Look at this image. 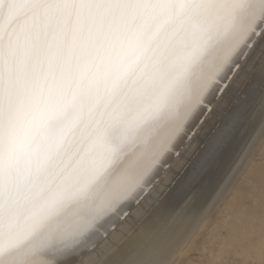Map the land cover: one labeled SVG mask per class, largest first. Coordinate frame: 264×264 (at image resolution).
Masks as SVG:
<instances>
[{"label":"bare ground","instance_id":"1","mask_svg":"<svg viewBox=\"0 0 264 264\" xmlns=\"http://www.w3.org/2000/svg\"><path fill=\"white\" fill-rule=\"evenodd\" d=\"M263 49L264 0H0V264L181 255L218 194L191 222L175 214L148 236L131 227L234 101L216 155L235 133L264 60L243 101L237 88ZM112 188L120 195L96 212Z\"/></svg>","mask_w":264,"mask_h":264},{"label":"rangeland","instance_id":"2","mask_svg":"<svg viewBox=\"0 0 264 264\" xmlns=\"http://www.w3.org/2000/svg\"><path fill=\"white\" fill-rule=\"evenodd\" d=\"M263 56L264 49L252 63V68L248 71L249 73L244 79L245 81H243L240 88H237L238 91L236 96L240 97L241 101L245 98L244 89L246 85L253 83V78L257 73V68L264 60ZM254 88L255 93L252 100H247L243 103V108L245 110L242 113L243 119L241 124L238 126L232 137L227 141L226 145H224L220 153L210 162L211 167L208 172L200 177L196 183L184 188V190H181L180 188L177 193H175L176 189H174V187L186 177V174L188 175L189 171L194 166L200 151L203 150V147L208 139L210 129L213 136L216 129L220 127L223 117L234 105V100V102H230L225 107L224 111L220 115L215 117L213 124L209 123L208 130H204L200 137V139L205 138V142H202L201 145H199L200 143L197 145L195 151L189 155L181 168L175 171L169 185L166 186L157 195V199L155 198L149 207L145 209V213L143 214L144 217L142 216V218H140L131 227V233L141 229L142 227L145 228V236H148L156 229V227L158 228L163 225L170 218H175L178 214L181 216L180 220L190 219L189 221L191 222L196 217L202 216L208 201L215 194H218L211 206L200 219L196 228L192 231L191 236L186 240V243L183 246V253L181 255H176L169 264H214L216 262H218L216 264H264V125H262L256 138L251 142L252 145L250 144V147L248 146L245 151L246 154L244 153L242 155L245 145L262 119L261 116H264V82H260V84L255 85ZM203 121L204 120H202V122ZM227 146L228 149H226V151L222 154L223 150ZM238 158L241 159H239L240 161L237 163L236 168L225 182L224 186L221 187L222 179L232 167L233 163H236ZM188 167L189 170L187 169ZM213 168L217 169V171L210 176V173L212 172L211 169L214 170ZM253 169L255 170L253 171ZM251 172L253 174H251ZM180 175L182 177H180ZM209 177L210 179L207 180ZM170 195L173 197L170 198ZM234 199H236V201H234ZM186 202L188 204L184 207ZM243 211L244 213H242ZM227 226L233 230L232 240H230L226 245L211 244V238L216 235L218 236L220 231ZM212 227L214 228L212 229ZM210 230L212 231V234L210 233ZM248 232L251 233L249 234ZM124 236L127 235H123V237ZM237 241H239V244ZM193 242L195 244L191 245ZM113 246L115 247L116 245ZM196 246H199L198 250L200 251L197 250ZM205 247L210 248L207 249ZM185 250L188 252L185 253ZM232 250L237 251L234 253ZM212 251L215 253H212ZM219 254L221 256H219ZM261 254L263 256H261ZM258 259H262L261 262Z\"/></svg>","mask_w":264,"mask_h":264},{"label":"snow or ice","instance_id":"3","mask_svg":"<svg viewBox=\"0 0 264 264\" xmlns=\"http://www.w3.org/2000/svg\"><path fill=\"white\" fill-rule=\"evenodd\" d=\"M215 145L213 143V137L211 134V129L208 135V139L206 142V147L204 146V151L199 154L196 163L191 168L186 178V186H191L196 183L205 173L208 172L211 167L210 161L215 158ZM233 230L230 227H225L222 229L218 236H213L211 238L212 244H228V242L232 239Z\"/></svg>","mask_w":264,"mask_h":264},{"label":"clouds","instance_id":"4","mask_svg":"<svg viewBox=\"0 0 264 264\" xmlns=\"http://www.w3.org/2000/svg\"><path fill=\"white\" fill-rule=\"evenodd\" d=\"M118 195H120V192L115 189H108L106 190L99 198V202L96 206L95 211L99 212L102 211L104 207H106L112 199L116 198Z\"/></svg>","mask_w":264,"mask_h":264}]
</instances>
